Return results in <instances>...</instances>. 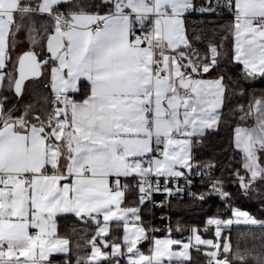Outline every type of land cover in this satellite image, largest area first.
<instances>
[{"label":"snow or ice","instance_id":"1","mask_svg":"<svg viewBox=\"0 0 264 264\" xmlns=\"http://www.w3.org/2000/svg\"><path fill=\"white\" fill-rule=\"evenodd\" d=\"M192 13L227 17L219 42L196 46ZM222 57L264 78V0H0V264H264V220L237 206L264 205V98L235 110L227 163L201 158ZM160 193L201 223L150 236ZM65 214L90 229L84 251L59 235Z\"/></svg>","mask_w":264,"mask_h":264},{"label":"trees","instance_id":"2","mask_svg":"<svg viewBox=\"0 0 264 264\" xmlns=\"http://www.w3.org/2000/svg\"><path fill=\"white\" fill-rule=\"evenodd\" d=\"M199 3L200 0H197ZM227 17L214 16V15H190L187 17L186 23L189 27V34L200 37V43L196 46L204 50L208 43L219 42L220 32L218 26L223 24ZM228 47L231 46V38L224 41ZM221 72L225 75V83L229 85L227 99L225 100L222 109V119L219 131L208 135L205 141V147L201 152V158L207 159L211 156H216L227 163L226 157L231 152V137L232 129L239 123L238 118L235 116V110L239 105H247L250 101L256 98L264 97V78H257L255 80L245 81L240 77L239 67L222 57ZM243 92V95H241ZM196 187H199V182L195 181ZM130 200L133 197H129ZM171 203L165 202L162 205L155 207L153 210L148 207L144 210V219L150 228L160 229V231L149 234L156 237H165L164 231L169 225L174 229L172 232L173 237L181 238V234L175 231V228L180 227L187 229L190 226L198 225L204 218V212L193 206L187 204V197H179L176 199H168ZM243 210L249 211L257 219L264 220V205H261L258 199L242 200L238 205ZM205 212L214 211L215 209L209 208V205L204 206ZM160 215V216H159ZM245 226H233L232 237L235 243L237 234L244 229ZM257 237L260 236L261 230L254 229ZM90 234V229L80 224L77 219L72 215H62L58 217V233L62 237H67L72 241L74 250L75 245H81V251L85 249V233ZM188 235L187 231L183 236ZM253 244L259 246L260 241L247 240L242 241L241 246L252 247ZM148 245H142L143 249H147ZM57 264H62V261H57ZM192 264H204V258L195 251L192 252Z\"/></svg>","mask_w":264,"mask_h":264},{"label":"built area","instance_id":"3","mask_svg":"<svg viewBox=\"0 0 264 264\" xmlns=\"http://www.w3.org/2000/svg\"><path fill=\"white\" fill-rule=\"evenodd\" d=\"M191 15H200V14L192 13ZM205 15H208V14H205ZM221 16H223V15H221ZM196 181L199 182V179L197 178ZM176 198H179V197H169L168 199H176ZM154 199L157 201V206H159L161 204L160 202H163L164 200H166V194H164V193L156 194ZM157 206H149V207L151 210H153Z\"/></svg>","mask_w":264,"mask_h":264},{"label":"rangeland","instance_id":"4","mask_svg":"<svg viewBox=\"0 0 264 264\" xmlns=\"http://www.w3.org/2000/svg\"><path fill=\"white\" fill-rule=\"evenodd\" d=\"M18 47L20 49H26L28 47L27 42L24 40L23 36H21L20 40L18 41Z\"/></svg>","mask_w":264,"mask_h":264},{"label":"crops","instance_id":"5","mask_svg":"<svg viewBox=\"0 0 264 264\" xmlns=\"http://www.w3.org/2000/svg\"><path fill=\"white\" fill-rule=\"evenodd\" d=\"M213 75L215 76V75H216V73H214ZM263 98H264V97H263ZM181 183H183V182L181 181ZM65 215H68V214H65ZM149 235H150V236H152V234H149ZM158 238H163V236H161V237H158ZM147 249H148V247H147ZM147 249H143V248H142V250H144L145 252H147Z\"/></svg>","mask_w":264,"mask_h":264}]
</instances>
